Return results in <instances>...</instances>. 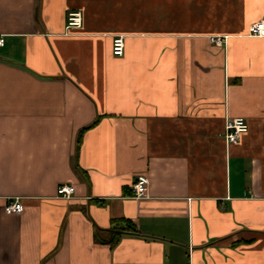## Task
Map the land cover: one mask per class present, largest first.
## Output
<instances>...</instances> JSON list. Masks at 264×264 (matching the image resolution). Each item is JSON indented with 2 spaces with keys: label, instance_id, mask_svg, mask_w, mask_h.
<instances>
[{
  "label": "crops",
  "instance_id": "crops-1",
  "mask_svg": "<svg viewBox=\"0 0 264 264\" xmlns=\"http://www.w3.org/2000/svg\"><path fill=\"white\" fill-rule=\"evenodd\" d=\"M261 20L264 0H0V264H264Z\"/></svg>",
  "mask_w": 264,
  "mask_h": 264
},
{
  "label": "built area",
  "instance_id": "built-area-1",
  "mask_svg": "<svg viewBox=\"0 0 264 264\" xmlns=\"http://www.w3.org/2000/svg\"><path fill=\"white\" fill-rule=\"evenodd\" d=\"M82 25V15L79 12H70L66 16L65 30L70 31L79 29ZM247 36L250 38H264V20L251 24L248 27ZM211 44L222 47L225 44L224 37H211ZM0 41V45H1ZM125 43L121 36L115 37L111 44V53L114 57H122L124 54ZM249 130L248 123L243 118L229 119L224 126V141L227 145L236 144L240 138ZM149 180L146 176H138L131 187L132 198L140 200L146 197ZM74 188L68 185H60L57 188L56 196L62 200H70L74 196ZM7 215H17L22 212L21 203L18 200H13L8 203L4 209Z\"/></svg>",
  "mask_w": 264,
  "mask_h": 264
},
{
  "label": "trees",
  "instance_id": "trees-1",
  "mask_svg": "<svg viewBox=\"0 0 264 264\" xmlns=\"http://www.w3.org/2000/svg\"><path fill=\"white\" fill-rule=\"evenodd\" d=\"M80 136V135H79Z\"/></svg>",
  "mask_w": 264,
  "mask_h": 264
}]
</instances>
